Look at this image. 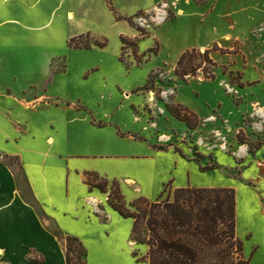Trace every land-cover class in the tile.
I'll return each mask as SVG.
<instances>
[{
  "label": "rangeland",
  "instance_id": "rangeland-1",
  "mask_svg": "<svg viewBox=\"0 0 264 264\" xmlns=\"http://www.w3.org/2000/svg\"><path fill=\"white\" fill-rule=\"evenodd\" d=\"M52 2L36 9L39 21L49 20ZM108 3L118 16L133 17L134 24L114 23L113 14L111 23ZM86 6L94 13L76 19L91 27L90 49L68 47L70 38L64 43L78 27L58 20L62 10L53 16L55 32L46 35L48 48L39 50L43 55L33 68L0 42V86L23 89L30 108L59 105L32 116L36 124L52 121L71 133L85 125L68 122L83 117L73 108L82 106L96 125L109 124L94 139L113 143V154L129 158L97 160L95 166L108 171L113 179L107 180L118 183L127 204L139 197L155 201L166 196L164 191L187 186L234 189L236 236L244 257L249 264H264V144L255 150L264 143V0H86ZM122 38L130 44L124 51ZM103 41L104 48L93 45ZM214 47V80L201 73L185 79L174 74L185 51ZM150 76L152 90H142ZM171 104L187 108L199 125L188 129L170 115ZM8 108L0 102L2 111ZM1 112L0 126L11 133ZM2 149L18 152L4 141ZM1 160L15 169L13 157ZM126 177L137 185L127 188ZM21 189L25 192L24 185ZM26 198L31 202L28 193ZM134 252L143 264L142 253ZM87 262L98 264L100 256L92 252Z\"/></svg>",
  "mask_w": 264,
  "mask_h": 264
},
{
  "label": "crops",
  "instance_id": "crops-1",
  "mask_svg": "<svg viewBox=\"0 0 264 264\" xmlns=\"http://www.w3.org/2000/svg\"><path fill=\"white\" fill-rule=\"evenodd\" d=\"M44 1L0 0V42L10 44L14 58L25 61L31 68L43 55L39 50L48 48L46 35L55 32V28L51 30L54 25L50 24L51 20L62 10L64 16L58 20L62 19L63 25L78 27L63 39L64 43L92 31L90 26L81 24V19H76L94 13L90 11L92 7L86 6V0H50L53 1L50 18L45 23L39 21L36 11ZM108 14L112 23L113 13L108 10ZM118 32H124V25ZM22 91L0 86V102L9 105L6 111L0 109L2 122L11 131L7 133L0 126V264H66L67 236L83 244L87 257L92 252L98 253V264H140L133 255L135 250L142 253L143 264H148V247L138 248L130 238L132 220L122 218L107 204L104 194L89 191L85 183L88 172L113 179L108 177V171L95 166L97 160L113 162L117 158H129L113 154V143L94 139L97 131L110 125H96L93 115H89L93 113L83 106L73 107L83 117L68 122L74 124L78 120L85 125L75 127L71 133L67 125L52 121L36 124L32 116L59 105L27 107ZM3 141L13 144L18 152L4 151ZM4 157L17 161L15 169L3 163ZM124 181L127 188L132 186L130 183L137 185L132 177ZM26 193L31 196V202Z\"/></svg>",
  "mask_w": 264,
  "mask_h": 264
},
{
  "label": "trees",
  "instance_id": "trees-1",
  "mask_svg": "<svg viewBox=\"0 0 264 264\" xmlns=\"http://www.w3.org/2000/svg\"><path fill=\"white\" fill-rule=\"evenodd\" d=\"M108 7L117 21L134 24L133 17L118 16L111 3ZM136 28L141 35V30ZM83 38L87 41L80 43ZM88 38L89 33L73 37L68 47L90 49ZM121 43L122 51L130 45L123 38ZM93 45L104 48L106 42H94ZM216 48L185 51L175 65L174 74L185 79L201 73L205 79L214 80L216 64L210 54ZM152 85L150 76L142 90L150 91ZM167 110L188 129L199 125L196 115L181 105H167ZM263 144L258 143L255 150ZM213 167L204 170H212ZM85 177L89 191L95 189L107 194V204L122 218L132 220L130 238L136 244L148 247V264H249L243 254V242L236 236L234 189L187 186L164 191L166 196L162 198V194L155 201L139 197L127 204L116 181L109 182L94 172L86 173ZM65 240L66 264H87V250L83 244L72 236H67ZM133 255L137 258L135 252ZM139 260L136 259L137 262Z\"/></svg>",
  "mask_w": 264,
  "mask_h": 264
}]
</instances>
